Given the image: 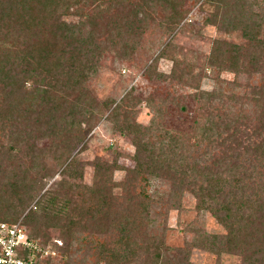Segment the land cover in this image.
I'll return each mask as SVG.
<instances>
[{
  "label": "trees",
  "instance_id": "obj_1",
  "mask_svg": "<svg viewBox=\"0 0 264 264\" xmlns=\"http://www.w3.org/2000/svg\"><path fill=\"white\" fill-rule=\"evenodd\" d=\"M184 1L0 0V129L3 135L10 137L11 129H16L13 116L20 108L19 97L30 72L33 75L34 69L28 68L29 65L47 69L60 63L70 69L76 62L89 61L86 50L98 51L100 39L130 37L131 42H136L147 22L157 20L155 13L159 5L169 11L160 21L174 30L183 19L184 11L180 7ZM205 1L214 5L207 24L216 26L229 38L244 39L248 48H264V40L259 37L264 25V0ZM71 16L77 20L69 22L66 18ZM213 43L207 65L215 69L217 77L225 72L236 77L243 72L250 79L255 72H260L262 83L255 85L248 81L239 87L235 80L217 79L212 91H198L194 97L200 101V109L191 132L165 131L170 140L166 149L153 142L154 125L142 128L130 113L124 112L117 123L121 122L120 131L129 135L136 147L135 167L121 168L116 162L95 163L93 184L77 185L61 179L58 188H48L41 197L39 188H44L41 180L28 183L26 179L15 178L11 182L14 198L10 204L0 207V222L16 221L29 209L23 224L31 240L48 245L51 234L59 233L65 244L63 253L73 250L74 243L82 242L87 252L96 256V263L193 264L187 258L190 244L174 251L169 248L160 222L156 221L153 226L146 195L134 192L141 181H146V174H159L174 186L186 185L197 199V210L209 211L228 230L220 245L212 237L204 236L195 244L197 248L219 255L242 253L241 264H264V50L254 51L252 62L246 63L241 59L244 48L241 44L227 38ZM49 48L52 51L45 52ZM176 67L171 77L184 82L187 74ZM58 81L57 91L64 93L63 80ZM52 89L50 86L46 91L47 103L53 100L49 96ZM120 108H115L114 115ZM58 112L53 114L49 127L63 115L62 105ZM29 116L35 115L30 112ZM26 126L32 129L34 123L29 121ZM17 129L19 137L27 131L22 130L21 120ZM193 136L197 138V147L202 148L197 159L191 156ZM74 143L71 140V145L65 144L64 152L59 153L63 158L60 178L66 174L83 177V166L73 157ZM206 159L208 165L202 164ZM118 169L126 170L122 181L114 179ZM115 189L121 193L115 194ZM32 202L34 206L29 208ZM60 262L47 256L40 257L37 264Z\"/></svg>",
  "mask_w": 264,
  "mask_h": 264
},
{
  "label": "rangeland",
  "instance_id": "obj_2",
  "mask_svg": "<svg viewBox=\"0 0 264 264\" xmlns=\"http://www.w3.org/2000/svg\"><path fill=\"white\" fill-rule=\"evenodd\" d=\"M183 3L180 7V11H184L183 19L174 30H169L160 21L169 11L159 5L155 13L157 20L147 22L136 42H131L130 37L100 39L98 51L86 50L91 59L76 62L70 65V69L60 66V63L47 69L28 66L34 70L33 75L30 72L29 81L19 97L20 108L13 116L16 129H11L10 137H5L0 129V207L12 202L11 182L15 178L26 179L28 183H33V179L41 180L44 184V188H39L41 197L48 188H58L61 179L77 185L93 184L95 163L116 162L121 168L135 167L136 147L131 137L120 131L121 122L117 123L124 112L130 113L142 128L154 125L153 142L166 149L170 142L166 132H191L200 109V101L194 97L198 91H212L217 86V79L235 80L239 87L249 82L255 85L262 83L260 72H255L250 79L243 72L236 77L229 72L217 77L215 69L207 65L214 40L227 38L244 46L241 59L246 63L252 62L254 51L264 48H248L244 39L236 36L229 38L216 26L207 24L208 15L214 11V5L207 1L185 0ZM66 19L69 22L77 20L72 16ZM259 37L264 40V25L259 30ZM30 54L34 55V52L30 51ZM175 66L176 70L187 74L184 82L171 77ZM58 79L63 80L64 93L57 91L60 87ZM50 86L54 88L49 94L53 100L47 103L46 91ZM61 105L63 115L49 127L55 116L53 114L59 113ZM117 106L122 108L114 115ZM30 112L35 116L31 118ZM20 120L23 122L22 130L27 131L19 137L17 127ZM29 121L34 123L32 129L26 126ZM198 130L202 129L198 127ZM71 140L75 142L73 157L83 166L82 178L72 174L59 177L63 169L60 165L63 158L59 153L64 152L62 147L65 144L71 145ZM190 147L193 149L191 156L197 159L202 148L197 147L196 136H193ZM207 162L208 159L202 164L208 165ZM125 174L124 169L116 170L115 181H122ZM146 175V181H141L134 192L146 195L153 226L156 221L160 222L169 248L174 251L190 244L187 258L193 264L242 263V253L222 252L219 255L195 246L204 236H210L219 243L228 230L209 211L197 210V199L192 191L186 189V185L174 186L159 174ZM120 193L119 189H115V194ZM33 202L29 208L34 206ZM26 212L18 218L21 219ZM59 235L54 232L48 245H44L54 251L49 256L55 261H62L60 264H103L96 263V256L88 253L82 242L74 243L73 250L63 253L65 244Z\"/></svg>",
  "mask_w": 264,
  "mask_h": 264
},
{
  "label": "built area",
  "instance_id": "obj_3",
  "mask_svg": "<svg viewBox=\"0 0 264 264\" xmlns=\"http://www.w3.org/2000/svg\"><path fill=\"white\" fill-rule=\"evenodd\" d=\"M24 216L15 222H0V264H37L40 257L53 254L51 248L29 238Z\"/></svg>",
  "mask_w": 264,
  "mask_h": 264
}]
</instances>
